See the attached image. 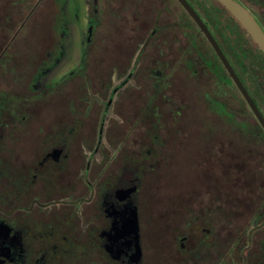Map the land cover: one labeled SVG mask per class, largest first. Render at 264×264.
Segmentation results:
<instances>
[{
	"label": "flooded vegetation",
	"instance_id": "flooded-vegetation-1",
	"mask_svg": "<svg viewBox=\"0 0 264 264\" xmlns=\"http://www.w3.org/2000/svg\"><path fill=\"white\" fill-rule=\"evenodd\" d=\"M124 1L0 0V264H264V52L219 0ZM230 1L264 36V0ZM114 6L142 38L124 70L98 63L106 83L91 89L89 50ZM144 55L151 89L128 122ZM177 76L193 109L169 90ZM181 167L189 187L144 239L148 174Z\"/></svg>",
	"mask_w": 264,
	"mask_h": 264
},
{
	"label": "rangeland",
	"instance_id": "rangeland-1",
	"mask_svg": "<svg viewBox=\"0 0 264 264\" xmlns=\"http://www.w3.org/2000/svg\"><path fill=\"white\" fill-rule=\"evenodd\" d=\"M129 4V5H128ZM123 8H122V7ZM122 8L123 11L126 10H134L137 13V7L133 8V3H129V1H124L120 3L119 8ZM115 10H117L116 6L109 7L108 13H110L107 16V19H105L104 27L102 29V32L98 34L96 43L90 48L89 50V58L91 59V69L88 75V79H90V85L91 89H97L99 83L105 84V81L99 82L94 77V74L99 72L98 63H101L103 60H106L105 63H112L115 62L118 66L119 70H124L126 67V62L129 58L133 55L134 47L136 42L140 41L142 38V33L130 31L128 32V29H131L129 24L127 26V23L124 20H119V17H115ZM40 18L37 20V22H34V26H40ZM120 23L119 25L127 26V28L124 27L123 30L120 28L118 30H115L116 24ZM135 23H133L134 25ZM104 43V44H101ZM112 43H116V47H111ZM146 55V54H145ZM142 58L141 64L139 66V72L136 76V79L134 81V88L131 90H136L137 92H132V96L130 98L131 100V107L129 115V118L126 119L129 121H136V116H138V111L141 108L143 104L144 99V93L145 90L151 89V83L147 82L145 79V73L144 70L147 69L146 63H151L153 61H157L158 59V53L157 51L151 52V61L148 59L145 60ZM72 62L77 63L78 59V52L75 49L72 54ZM94 64V65H93ZM73 64H70V67ZM108 83V82H107ZM172 93H180L181 95L187 96L188 99L191 95V84L189 81L184 80L182 77L177 76L170 85L169 89ZM192 100V99H191ZM187 104L190 108L193 109V102L187 100ZM123 117L125 118L126 115L124 114ZM93 122V116L91 117L90 121ZM89 121V122H90ZM198 121L203 124L205 119L204 117H198ZM203 126V125H201ZM200 126V129L198 130V136L201 137V135L205 136L203 127ZM133 139H142L146 137V131L142 127H137L135 130H133ZM215 131V130H214ZM91 132L90 130H87V133ZM161 135L164 139H174L175 131L173 129H165L161 132ZM127 136V127L124 129H120L118 131L113 130L112 132H109L108 137L109 138H124ZM214 137H220V135L215 131ZM136 148V147H135ZM178 164V163H177ZM157 174V175H156ZM190 173H188L183 167L180 169H177L174 172H170L167 174V176H162L157 173H150L148 174L146 181L144 182V186L142 187V191L139 196V209H140V219H141V227H142V235L143 238H150V239H156L160 234H164V220L171 217V214H168L164 208H169L170 206L174 204V202L178 201L180 197V193L178 191L189 187L190 185ZM186 194V193H184ZM188 194V193H187ZM183 195V194H182ZM160 223V225L158 224ZM162 223V224H161ZM159 249V245L155 241V246L153 250L157 251Z\"/></svg>",
	"mask_w": 264,
	"mask_h": 264
},
{
	"label": "water",
	"instance_id": "water-1",
	"mask_svg": "<svg viewBox=\"0 0 264 264\" xmlns=\"http://www.w3.org/2000/svg\"><path fill=\"white\" fill-rule=\"evenodd\" d=\"M222 4H224L226 7L230 9V11L233 13V15L246 27L247 31L251 34L253 39L258 43L259 48L264 52V36L261 34V32L258 30L256 25L253 23V21L248 18L241 10L238 8L234 3H232L230 0H219ZM187 8V7H186ZM188 9V8H187ZM189 10V9H188ZM190 11V10H189ZM191 15L195 19V21L199 24L203 32L207 35L208 39L212 42L209 34L201 24V22L196 18V16L190 11ZM213 43V42H212ZM220 55V54H219Z\"/></svg>",
	"mask_w": 264,
	"mask_h": 264
}]
</instances>
